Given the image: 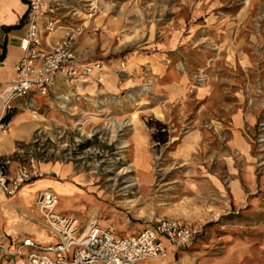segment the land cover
Returning a JSON list of instances; mask_svg holds the SVG:
<instances>
[{"label":"rangeland","instance_id":"1","mask_svg":"<svg viewBox=\"0 0 264 264\" xmlns=\"http://www.w3.org/2000/svg\"><path fill=\"white\" fill-rule=\"evenodd\" d=\"M55 3L53 20L79 30L77 57L102 63L122 84L105 94L102 76L87 94L59 82L37 103L30 97L11 109L34 128L27 140L14 138L20 129L12 125L0 133L15 139L0 156L6 170L34 158L47 173L40 179L65 182L70 195L56 212L75 219L79 234L91 222L125 236L178 219L198 234L174 259L264 264L262 176L255 169L251 193L241 181L243 202L228 192L235 114L251 112L253 156L264 157V0ZM39 180L0 198V235L53 239L27 220L38 218L30 188Z\"/></svg>","mask_w":264,"mask_h":264},{"label":"built area","instance_id":"2","mask_svg":"<svg viewBox=\"0 0 264 264\" xmlns=\"http://www.w3.org/2000/svg\"><path fill=\"white\" fill-rule=\"evenodd\" d=\"M26 33L20 41L22 57L16 65L15 78L0 86V133L6 132L4 113L13 108L16 100L32 91L48 96L57 76L66 80L95 77L102 81L104 66L100 62L85 63L76 55L75 41L79 30L65 28L62 40L51 50L41 48V31L53 33L61 27L59 21L46 19L41 26L45 0H26ZM5 40L0 32V43ZM264 142L263 138L258 143ZM10 161L0 159V194L14 197L23 186L36 183L47 174L34 158L7 171ZM255 169L264 177V157L258 154ZM58 195L51 189H39L34 194L33 211L40 224L56 237V243L40 246L31 238L19 241H0V264H144L149 260L165 259L169 253L191 244L198 230L178 219H162L136 234L119 236L112 230L91 222L79 234L77 221L56 212Z\"/></svg>","mask_w":264,"mask_h":264},{"label":"crops","instance_id":"3","mask_svg":"<svg viewBox=\"0 0 264 264\" xmlns=\"http://www.w3.org/2000/svg\"><path fill=\"white\" fill-rule=\"evenodd\" d=\"M56 0L46 1L43 9L41 26L44 24L46 19L53 20L54 18V5ZM26 0H0V32L4 33L5 40L3 43H0V86L9 83L15 78L16 75V65L22 57V52L20 50V41L24 37L26 33ZM54 21H59L58 19ZM64 35V31L62 27L57 28L53 33H48L44 30L41 31V48L48 51L58 45V43L62 40ZM104 82L102 83V89L105 94H112L118 90L121 86V82L119 77L112 75L111 73H103ZM59 82H63V84H73L76 88L80 89L81 92H85L87 94L94 93L96 90V80L95 77H78L72 80H66L61 76H57L55 80L54 88L51 92H56L57 86ZM87 90V91H84ZM77 91V90H76ZM50 92V93H51ZM35 102L34 99H40L42 97L35 91H32L27 97L16 100L13 103V108L21 107L22 101H26V99L30 98ZM33 106V105H32ZM12 108V109H13ZM248 110H250L248 108ZM243 113V112H241ZM0 115H1V105H0ZM253 116L251 112L245 111L243 114H235L233 116L234 129L231 132L230 138L228 140V147L231 153H233V158L231 159L230 166L232 171L229 173V189L230 197L233 202L240 203L243 202L245 194V189L242 187V182L245 183V187L248 193L255 191L257 178L255 177V159L253 156V146L251 145L252 140H250L249 133L253 128L252 125ZM27 115L21 114L19 117L13 116L11 121L6 124L7 126L12 125L13 128L16 129L19 127L17 134L14 135V138H20L27 140L31 134V130L34 128L32 125L33 121H29L26 123ZM15 139L12 137L1 135L0 134V156L7 155L13 151ZM46 170V169H45ZM47 171V170H46ZM53 173L62 174L59 169H53ZM244 173V175H243ZM244 179V180H243ZM48 177L40 179L39 184L33 185L30 190H34L35 192L39 189H51L54 191L59 199L61 197H69L71 188L66 186L65 182H49ZM246 180V181H245ZM47 181V183H46ZM242 181V182H241ZM263 181L264 177H261L260 182ZM43 182V183H41ZM221 186L222 184L218 182ZM29 185V184H27ZM27 185L23 186L22 189L27 187ZM220 185L216 188H220ZM21 189V190H22ZM21 190L14 196L20 195ZM33 192V196L35 194ZM3 194L0 195V198L3 199ZM5 197V196H4ZM6 198L5 199H13ZM9 200V202H11ZM31 214L36 215L38 218L34 220L32 216L29 222L37 225L39 228H42L38 223L40 222V218L37 213L33 210ZM44 229V228H42ZM143 229V228H142ZM49 232V231H48ZM29 236L25 237H17L12 235L11 233H4L0 235L1 242H9V241H19L23 238H31L36 244L40 246H49L56 243V237L51 234L53 237L52 240H47L39 237H34V234L31 232H27ZM138 233V232H137ZM136 234V233H134ZM175 253H169L167 258L165 259H156L146 261L144 264H187L185 259H174Z\"/></svg>","mask_w":264,"mask_h":264},{"label":"trees","instance_id":"4","mask_svg":"<svg viewBox=\"0 0 264 264\" xmlns=\"http://www.w3.org/2000/svg\"><path fill=\"white\" fill-rule=\"evenodd\" d=\"M12 117L13 116H12L11 111H8V112L4 113V115L2 116V122L7 124V123H9L11 121Z\"/></svg>","mask_w":264,"mask_h":264},{"label":"bare ground","instance_id":"5","mask_svg":"<svg viewBox=\"0 0 264 264\" xmlns=\"http://www.w3.org/2000/svg\"><path fill=\"white\" fill-rule=\"evenodd\" d=\"M1 195V194H0Z\"/></svg>","mask_w":264,"mask_h":264}]
</instances>
